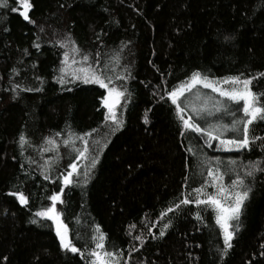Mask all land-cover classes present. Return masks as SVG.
I'll return each instance as SVG.
<instances>
[{
	"label": "trees",
	"instance_id": "obj_1",
	"mask_svg": "<svg viewBox=\"0 0 264 264\" xmlns=\"http://www.w3.org/2000/svg\"><path fill=\"white\" fill-rule=\"evenodd\" d=\"M6 2L17 9L0 7V264H89L97 226L106 250L122 253L120 264H264V173L246 179L252 191L226 255L214 213L202 211L199 221L194 203L167 211L196 196L198 158L206 151L190 132L180 135L167 92L198 71L214 79L256 77L253 91L264 93V0H28L34 23L20 14V0ZM59 41L74 42V59L87 54L89 64L107 65L106 75L127 88L117 106L122 127L104 121L105 89L71 82V75L57 82L56 60L71 48ZM71 133H91L86 157L75 159L72 148H84L76 136L65 147ZM21 134L29 141L23 148ZM254 134L264 137V123ZM259 144L223 153L237 161L227 167L243 176L249 161L264 166ZM70 163L77 173L57 209L83 258L62 250L52 222L35 216L64 187ZM10 193L24 194L27 205Z\"/></svg>",
	"mask_w": 264,
	"mask_h": 264
},
{
	"label": "snow or ice",
	"instance_id": "obj_2",
	"mask_svg": "<svg viewBox=\"0 0 264 264\" xmlns=\"http://www.w3.org/2000/svg\"><path fill=\"white\" fill-rule=\"evenodd\" d=\"M23 4L26 8H30L31 4L28 0H23ZM0 7H7L6 0H0ZM15 11V9H13ZM25 20L29 23H34L31 21L27 13H22ZM43 31V29H41ZM226 39H232V37H226ZM60 48H68L69 43L71 48L64 52V60L61 61L63 67L60 68L61 75L57 77V82L61 85L69 82L66 80V75H71V82L79 81L83 84L98 85L101 89L106 90V95L102 96L101 106L107 111L104 113V121H110L116 128L122 127L123 121L117 115V106L120 105L121 99L127 100L128 90L123 86H117L113 82V77L106 75L105 70L101 67L97 70L92 64H89V56L87 54L82 55L80 61L74 59L75 55L80 54V50L75 46L72 41H59ZM34 47L39 48L38 44H34ZM70 53L72 54L71 64H69ZM83 64L85 66L79 68H73L71 73H67L66 69L75 64ZM98 64L99 61L97 60ZM264 77V73L259 74ZM117 80H123V76L117 75L115 77ZM256 77L242 78L241 76L225 77L219 81L210 80L208 76L202 75L200 72H193L191 76L186 80L181 82L178 86L173 87L171 91L167 92V99L170 100L171 104L174 106L175 115L181 126V136L187 135L189 132L194 133L197 136H203L205 138V143H209L213 140H218L221 147L226 151H241V150H252L253 147L257 146V141L260 142L258 145L262 150H264V137L256 136L254 134V129L257 124L264 123V93H258L253 91L254 81ZM228 85L229 87H224ZM202 87L203 89H210L213 93H217L219 97L226 98L227 101L234 105L232 107H224L222 101L219 99H214L205 96L201 98L199 92L195 94L197 100H201L204 107H197L192 103L191 100L186 96V93H191L193 89L197 87ZM19 88L16 85L12 89L13 92ZM41 91L42 89H30L25 88L21 91ZM161 100L165 97L161 96ZM214 100V107L217 112L227 111L232 119L230 123L227 124H207V126L202 125L198 122L197 117L200 120H204L205 117L203 113L207 110V104ZM191 107V114L185 118L186 109ZM237 113H242L241 116L237 117ZM209 114H211L209 112ZM147 116H145V123H147ZM94 131V130H93ZM231 133L230 138H225L226 134ZM60 135V133H56ZM91 133H84L82 135H76L71 133L68 139L63 141L65 147L74 145V141L71 139L72 136H76V139L80 140L84 144V148L76 149L72 148L73 151L77 153L75 159L81 157H86L88 152V140L86 137L90 136ZM48 144L55 146V141L46 138ZM19 144L23 148L25 145L29 144L24 134L19 137ZM209 146L210 143H209ZM48 149H45L47 151ZM190 153L193 152L192 148H189ZM97 159H92V167H95ZM223 162L216 158V167L213 168L211 161H208L207 167V178L203 180L200 188L193 189L196 193L195 197H191L189 194L179 201L174 207H169L168 212H173L179 210L181 206H187L190 204H195L198 207L196 213V219L203 221L204 217L201 215L202 211H208L214 213V219L216 225L219 226L223 235L224 247L221 250L222 255H226L227 251L232 248L231 241L234 239L235 232L238 231V222L242 214V207L245 201L249 198V193L252 191L250 184L246 183V179L254 178L257 172L264 173V166L260 161H249L248 164L244 165V174L241 176L236 173L235 167H227L224 172H221L220 164ZM229 166L237 165L236 160H229L227 162ZM49 168L51 165H48ZM71 170L67 172L66 175L62 176V184L64 187L60 188L59 193H54L48 199L51 201V205L37 211L35 213L36 217H39L46 221H51L55 228V235L59 239L60 248L68 253L80 254L83 258V253L79 248H77L72 240L69 238L70 229L66 223L62 220V213L58 211L57 204H62V194H64L65 187L71 186L74 183L73 177L77 173V165L75 163H70L68 166ZM236 173V179H232L230 184H225V176H231ZM203 175V173H201ZM45 180H49L50 177L47 174L43 175ZM210 178V179H208ZM187 177L185 180L187 181ZM212 188V192H208L207 189ZM10 195L17 196L22 205H27L28 198L22 193H10ZM162 216L165 213L161 214ZM33 224L37 223L36 219L31 221ZM165 229L169 227V224L163 226ZM96 232L99 233L98 236L93 235L91 237L92 242L95 247L89 253V264H120V256L122 253L113 252L106 250V236L100 232L99 226L96 227ZM130 234V233H129ZM159 235L163 237L165 232L160 231ZM155 238V237H153ZM136 240H141L140 236L134 237ZM141 243L143 241L141 240ZM264 247V245H262Z\"/></svg>",
	"mask_w": 264,
	"mask_h": 264
},
{
	"label": "rangeland",
	"instance_id": "obj_3",
	"mask_svg": "<svg viewBox=\"0 0 264 264\" xmlns=\"http://www.w3.org/2000/svg\"><path fill=\"white\" fill-rule=\"evenodd\" d=\"M21 3H19L20 7L25 8L24 4H23V0H20ZM24 13H27V10L24 12ZM210 80H213V81H219V80H222V79H214V78H211L209 77ZM224 87H229L228 85H224ZM197 91L199 92L201 98L203 99L205 96L207 97H211V98H214V99H219L222 101V104L224 105V107H232L234 109V105L231 104V102L227 101L226 98H222V97H219V95L217 93H213L210 89H203L202 87H197V89H193L191 93H186V96L189 98V100L192 101L193 104H195L197 107H204V105L202 104L201 100H197L196 99V96L195 94L197 93ZM106 95V93H105ZM191 107L192 105L190 104L189 107L186 109V113L185 115H189L191 114ZM207 110L208 111H205L203 113L205 119L204 120H200L199 117H197V120L199 123H201L202 125L204 126H207V124L205 123V121H207V123H211V124H227V123H230L231 119H232V116L227 112V111H224L223 109L219 112H217L215 110V107H214V100L213 101H210L208 104H207ZM188 111V112H187ZM209 112L211 114H209ZM237 117L241 116L242 113H237L236 114ZM187 116L185 118H187ZM192 135V139H193V145H196V146H203V147H213V151L214 152H217L220 154L221 157H223V153L225 152H230V151H226L224 150L219 141L218 140H213L210 143L211 146H209V143H205V138L203 136H197L196 134L194 133H191ZM231 133H228L226 134V137L225 138H230L231 137ZM224 158V157H223Z\"/></svg>",
	"mask_w": 264,
	"mask_h": 264
},
{
	"label": "bare ground",
	"instance_id": "obj_4",
	"mask_svg": "<svg viewBox=\"0 0 264 264\" xmlns=\"http://www.w3.org/2000/svg\"><path fill=\"white\" fill-rule=\"evenodd\" d=\"M18 5H19V3H18ZM19 7H20V5H19ZM17 9V6L14 4V5H8L7 6V9L8 10H12V9ZM28 11V8H23L22 9V7H20V9H19V12H20V14H22V13H24L25 11ZM64 31V30H63ZM62 31V32H63ZM41 34L43 35L44 34V29H43V31L41 30ZM61 52H63V51H61ZM60 52V53H61ZM62 60H64V56H62V55H59V57L57 58V60H56V62H57V68H58V70L60 71V68L61 67H63V65L61 64V61ZM69 64H71V59L69 60ZM73 67H74V65H71V67H68L67 69H66V72H71L72 71V69H73ZM101 67H103L104 68V70H105V72H108V73H111V68L110 67H108L107 65H105V64H101V65H98V66H95L94 68H96L97 70H100L101 69ZM186 81V80H185ZM205 149H206V151H205V153L204 154H200L199 155V158H198V160H199V163H200V165H201V170H199L200 172V177H202L201 179H200V183L202 184L203 183V180L205 179V178H207V167H208V161H211V164H212V167L213 168H215L216 167V158H219V160L220 161H222L223 163L222 164H220V169H221V172H224L225 170H226V168H227V166H228V164H227V162L229 161V160H232V159H228V158H223V157H221L220 156V154L219 153H217V152H214L213 151V147H204ZM201 173H203V175H201ZM225 182V181H224ZM227 182H225V184H226ZM201 187V185H199L198 186V188H200ZM210 189V192H212L213 191V189L212 188H209Z\"/></svg>",
	"mask_w": 264,
	"mask_h": 264
}]
</instances>
